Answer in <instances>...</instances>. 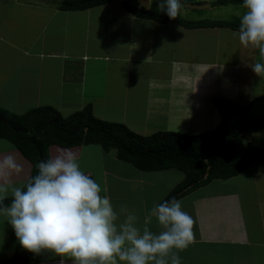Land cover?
<instances>
[{
    "label": "crops",
    "instance_id": "1",
    "mask_svg": "<svg viewBox=\"0 0 264 264\" xmlns=\"http://www.w3.org/2000/svg\"><path fill=\"white\" fill-rule=\"evenodd\" d=\"M62 1L0 0V41L10 45L9 29L17 32L19 40L17 47L11 46L13 49L0 58L6 60L16 51L25 59H35L22 61L16 70L13 64L2 65L0 59L5 69L0 70V79L13 73L7 77L19 80L25 93L22 105L15 102L11 111L7 105L12 98L3 96L0 108L23 114L35 103V108L51 107L67 117L90 104L95 118L148 136L214 130L221 122L214 103L218 97L247 107L250 115L256 103H263L264 79L259 81L250 66L264 60L258 50L240 45L233 36L237 28L159 23L134 16L124 8L123 0L77 11L60 9ZM204 7L212 9L208 4ZM183 21L236 23L214 18ZM215 36V49L220 50L223 41L229 40L233 45L230 56H240L239 61L207 50L211 47L207 38ZM49 89L56 93L48 95ZM261 105L259 113L264 110ZM252 123V129L258 128ZM4 141L0 139V160L14 156L22 171L10 179L15 186H22L32 165L12 143L7 141L13 145L8 148ZM58 148L66 149L50 146L49 158ZM69 150L82 170L101 185V195H108L117 211L125 206L141 221L185 178L175 169L139 170L118 160L116 150L106 152L98 145ZM177 200L195 221V239L179 253L181 264H264V160L232 178L212 180ZM150 228L161 230L155 220ZM59 260L51 254L34 256L24 251L11 226L0 217V264H59ZM65 264L73 262L65 259Z\"/></svg>",
    "mask_w": 264,
    "mask_h": 264
},
{
    "label": "clouds",
    "instance_id": "2",
    "mask_svg": "<svg viewBox=\"0 0 264 264\" xmlns=\"http://www.w3.org/2000/svg\"><path fill=\"white\" fill-rule=\"evenodd\" d=\"M183 7L180 0L157 4L172 20ZM237 29L233 36L240 45L258 50L264 60V0H243ZM250 67L256 76L264 75V63ZM35 167L38 174L15 186L10 177L22 171L21 165L12 155L0 160V217L34 256L51 254L59 264L65 259L73 264H181L179 253L194 242L195 221L181 200L153 205L141 221L125 206L117 211L111 198L101 195V185L82 170L71 150L58 148ZM153 220L159 232L151 230Z\"/></svg>",
    "mask_w": 264,
    "mask_h": 264
},
{
    "label": "trees",
    "instance_id": "3",
    "mask_svg": "<svg viewBox=\"0 0 264 264\" xmlns=\"http://www.w3.org/2000/svg\"><path fill=\"white\" fill-rule=\"evenodd\" d=\"M111 0H65L60 9L84 10ZM152 0L149 7H140L135 0H123L124 8L134 16L159 23H179L186 28L222 27L237 28L228 22H185L172 20L160 12ZM183 5L190 0H180ZM243 0H220L218 4H242ZM194 4V3H193ZM221 122L212 131L194 135L157 132L140 136L123 124L109 123L94 117L87 104L82 110L67 117L51 107H37L23 114H13L0 108V139L12 143L31 163V175L37 173L36 164L49 158L48 148H74L98 145L104 151L116 150V158L143 171L175 169L185 178L167 196L165 201L178 198L207 185L212 180L229 179L239 175L258 161L264 153L255 147L244 148L243 138L252 126L248 108L228 99L215 98ZM164 201V202H165ZM9 200L4 203L8 204Z\"/></svg>",
    "mask_w": 264,
    "mask_h": 264
},
{
    "label": "rangeland",
    "instance_id": "4",
    "mask_svg": "<svg viewBox=\"0 0 264 264\" xmlns=\"http://www.w3.org/2000/svg\"><path fill=\"white\" fill-rule=\"evenodd\" d=\"M217 1H220V0H190V3H192V5H195L193 3L206 2L201 6H205L206 4H208V5H210V7H212V9L211 10H207V9L196 10V9H192V8H190V9L185 8V6H184L181 10V14L179 15V17H181L183 20H187V21H194L198 18H205L207 20L212 19V18H214V20H220V19L227 20V21H231V20L235 21L236 20L235 22L238 24V16L241 12V8L239 6H242V5H239V4L217 5ZM58 5L57 6L60 7V4H58ZM234 11H235V15L233 14ZM7 28L4 27L5 30H7ZM7 32H8L7 35L9 36L11 43H10V45L7 46L6 44H4V42L0 41V55L3 52L6 53L7 51L13 49V48H10L11 46L17 47V45L19 43L18 38L16 39V37H15L16 34H14L17 32H14L10 29ZM216 39H217L216 36H215V38L214 37L207 38V41H209L208 46H209V44H211L210 48L207 47L208 51L217 53L221 57L228 59L229 61H239L240 56H238V55L230 56L231 53L229 52V47H231L233 45L230 44L229 40L223 41V46L221 47L223 50L221 48H220V50H217V49H215V46H214V43H215L214 40H216ZM221 45H222V43H221ZM18 52H19V50H18ZM23 57L21 55H18L15 51V53L11 52V55H9L6 60H3V58H0V59L3 61L2 65H4V66L5 65L11 66L13 64V67H12L13 70H16L17 67H20V63L24 60H27V61H29V59L31 61L35 60L34 58H31V57L29 59L28 58L25 59ZM29 64H32V62H30ZM2 65L0 62V70H5V69H3ZM0 75L3 76L2 73H0ZM11 75H14V74L13 73H11V74L6 73V75H5L6 77H4V79H0V98H4L3 96L12 98L11 102L7 105L8 108L12 111L14 109L15 102L17 103L18 106L22 105L21 102H23L24 100H23V98H21V96H24L25 93L21 88L22 84L20 85L19 80L15 79L14 77L13 78L7 77V76H11ZM258 77H259V81L262 78L264 79V75L258 76ZM49 92L50 93L48 95L53 94L55 91L49 89ZM17 98L19 99L18 101H16ZM32 98H34V97H32ZM261 103L262 102L256 103L252 109L250 116H251L252 120L254 121V124H258V128H255V126H254V129H252L253 126H251L252 130H249L247 133H245L244 138H243L244 148H248V147L252 146V147H255L258 149L261 148L264 150V116H263L264 110L261 111L260 113L257 110V109H259ZM34 104L35 103L31 104L29 107L26 104H23V106L28 107V109L30 110L32 108H35V106H32ZM42 107H45V106H42ZM263 107H264V101H263L260 109H262ZM9 109H6V110L9 112ZM19 109H22V107H20ZM173 173H175V175L176 174L178 175V172H173Z\"/></svg>",
    "mask_w": 264,
    "mask_h": 264
},
{
    "label": "water",
    "instance_id": "5",
    "mask_svg": "<svg viewBox=\"0 0 264 264\" xmlns=\"http://www.w3.org/2000/svg\"><path fill=\"white\" fill-rule=\"evenodd\" d=\"M135 2L142 8H147V6L149 5V0H135ZM186 6L192 9H196V10H201L204 7L201 5H190V4H187Z\"/></svg>",
    "mask_w": 264,
    "mask_h": 264
},
{
    "label": "built area",
    "instance_id": "6",
    "mask_svg": "<svg viewBox=\"0 0 264 264\" xmlns=\"http://www.w3.org/2000/svg\"><path fill=\"white\" fill-rule=\"evenodd\" d=\"M89 175V174H88Z\"/></svg>",
    "mask_w": 264,
    "mask_h": 264
}]
</instances>
